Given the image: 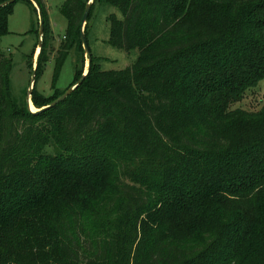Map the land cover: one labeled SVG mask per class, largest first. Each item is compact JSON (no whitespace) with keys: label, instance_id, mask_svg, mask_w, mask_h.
<instances>
[{"label":"trees","instance_id":"trees-1","mask_svg":"<svg viewBox=\"0 0 264 264\" xmlns=\"http://www.w3.org/2000/svg\"><path fill=\"white\" fill-rule=\"evenodd\" d=\"M36 1L37 78L49 30ZM98 1L120 13L109 44L138 56L119 70L91 56L59 104L19 108L0 50V264H264V104L231 108L264 79V0H93L90 12ZM87 2L60 7L55 76L82 44ZM76 68L47 100L34 85L36 109Z\"/></svg>","mask_w":264,"mask_h":264},{"label":"rangeland","instance_id":"rangeland-1","mask_svg":"<svg viewBox=\"0 0 264 264\" xmlns=\"http://www.w3.org/2000/svg\"><path fill=\"white\" fill-rule=\"evenodd\" d=\"M40 1L49 30L45 49L47 62L35 79L34 85L38 95L47 100L64 91L74 81L76 64L79 69L86 70L87 55L76 37L57 76L54 75V58L67 42V39H64L67 20L60 13V7L65 0ZM110 13L120 16L115 7L107 6L100 1L94 2L84 26V34L89 52L101 69H124L136 60L138 50L126 51L109 44L107 16ZM38 21L39 16L27 0H16L11 5L8 15V33L0 35V50L11 59L8 71L10 97L19 108H25L27 105L29 81L33 67L37 64L38 44L35 30L39 29ZM262 104H264V79L256 87L248 90L231 108L253 111L259 109ZM33 108L37 107L33 104Z\"/></svg>","mask_w":264,"mask_h":264},{"label":"water","instance_id":"water-1","mask_svg":"<svg viewBox=\"0 0 264 264\" xmlns=\"http://www.w3.org/2000/svg\"><path fill=\"white\" fill-rule=\"evenodd\" d=\"M14 0H7L3 3H1L0 6H4L10 2H13ZM32 3L34 4V6L37 9L38 12V16H39V30H38V55L41 51L42 48V42H43V35H44V19L42 16V11L41 8L38 4V2L36 0H31ZM93 3V0H88L86 6H85V10L82 16V20H81V24H80V39H81V43L83 46V49L87 55V68L86 70L83 72L81 79H79L75 84H73L71 87H69L64 93H62L59 97H57L56 99H54L51 103H49L48 105L42 107L41 109H35V111L31 110L30 104H32L31 102V95L34 89V84H35V79H36V70H37V64H35V66L33 67L32 73H31V77H30V81H29V87H28V92H27V108L29 109V111L31 112H40L46 109H49L57 104H59L60 102H62L74 89H76L80 83L83 77H85L89 71L90 68V64H91V54L89 52L88 49V44H87V40L85 38V34H84V26L86 24L89 12H90V8L91 5ZM33 105V104H32Z\"/></svg>","mask_w":264,"mask_h":264},{"label":"bare ground","instance_id":"bare-ground-1","mask_svg":"<svg viewBox=\"0 0 264 264\" xmlns=\"http://www.w3.org/2000/svg\"><path fill=\"white\" fill-rule=\"evenodd\" d=\"M30 107H31V110L32 111H35V109L33 108V105L32 104H30Z\"/></svg>","mask_w":264,"mask_h":264}]
</instances>
